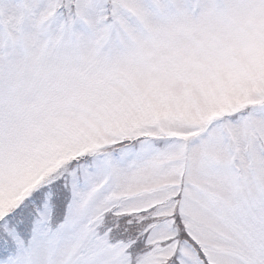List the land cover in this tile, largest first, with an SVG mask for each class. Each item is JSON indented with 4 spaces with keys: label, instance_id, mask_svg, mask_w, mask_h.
Returning a JSON list of instances; mask_svg holds the SVG:
<instances>
[{
    "label": "snow or ice",
    "instance_id": "snow-or-ice-1",
    "mask_svg": "<svg viewBox=\"0 0 264 264\" xmlns=\"http://www.w3.org/2000/svg\"><path fill=\"white\" fill-rule=\"evenodd\" d=\"M0 264H264V0H0Z\"/></svg>",
    "mask_w": 264,
    "mask_h": 264
}]
</instances>
